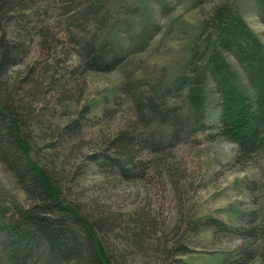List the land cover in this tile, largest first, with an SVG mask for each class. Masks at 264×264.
I'll return each instance as SVG.
<instances>
[{
    "label": "rangeland",
    "instance_id": "obj_1",
    "mask_svg": "<svg viewBox=\"0 0 264 264\" xmlns=\"http://www.w3.org/2000/svg\"><path fill=\"white\" fill-rule=\"evenodd\" d=\"M223 3L264 52V0H30L31 10L45 13L50 39L40 41L32 23L9 26V39L21 43L22 55L6 75L19 84L16 94L28 100L22 112L30 157L56 174L41 172L50 185H59L56 197L79 225L87 222L80 207L119 217L103 246L113 249L121 264H222L239 260L244 246L264 252L263 233L249 234L252 226L264 227V144L251 158H236V142L212 127L222 116L213 77L205 86L204 129L180 83L209 55L210 38L219 34L214 8ZM89 6L99 12L100 24L75 19ZM92 40L105 46L107 59L121 57L116 68L84 69L79 51ZM225 55L237 73L236 85L249 91L247 69L236 53ZM27 90L39 93L29 97ZM149 98L161 114L142 121L148 110L140 113L137 105ZM180 113L188 119L185 132L176 137L172 117ZM139 121L163 146L144 147L145 174L126 178L102 166L100 154L119 130ZM72 126L76 130L70 133ZM29 201L0 161V264H65L41 237L28 258L26 237L12 244L7 219ZM139 215L153 220V231L136 243L123 225L130 219L136 226L132 220ZM212 219L225 227L212 226ZM181 245L185 253H179ZM249 264L264 261L257 255Z\"/></svg>",
    "mask_w": 264,
    "mask_h": 264
},
{
    "label": "trees",
    "instance_id": "obj_2",
    "mask_svg": "<svg viewBox=\"0 0 264 264\" xmlns=\"http://www.w3.org/2000/svg\"><path fill=\"white\" fill-rule=\"evenodd\" d=\"M29 1L0 0V161L17 179L30 200L26 206L17 208L7 219L6 228L12 235V244L16 242L20 244L25 237L29 241L27 243L29 248L25 249L26 253L23 254L25 258L30 257L31 251L34 250V240L41 237L65 264H121L113 249L112 252L105 251L103 246L108 243L105 237L117 228L119 217L113 216L110 212L103 213L96 207L87 208L88 211H85L78 206L82 210L81 216L87 221L86 226L79 225L66 211L64 200L60 201L56 197V194L61 193L59 185L54 182L55 186H52L41 176V172L53 176L56 174L30 157L31 136L29 130L23 126L26 120L22 112V107L28 100L26 101L21 93L16 94L17 90L21 89L19 84L8 82L6 75L9 68L22 55L21 43L9 39L10 25L31 27V24L27 23H32L31 28L37 27L39 31L40 41L46 42L50 39L51 30L46 25L45 13H41L39 9L31 10ZM13 11L15 13L11 15ZM76 16L77 20L88 18L87 21L91 20L98 24L102 21L99 19V12L93 6H89L85 11L80 10ZM213 18L217 22L219 34H215V38H210L209 55L200 60V63L196 62L190 72L182 76L180 83L186 90L187 102L199 118L200 128L204 129L205 86L213 77L220 96L222 116L219 123L212 127L216 128L219 134L236 142L238 145L236 158L246 160L264 144V52L250 32L241 28L240 21L236 20V16L233 17L229 5L223 3L216 6ZM78 26L82 28V25ZM225 51L236 53L247 69L249 91L241 90L236 85L237 73L231 68ZM79 55L85 70L109 71L116 68L121 61L120 56L107 59L105 46H97L95 40L87 41L80 49ZM37 83L34 82L36 86ZM26 93L29 97H37L39 91L27 90ZM137 107L140 113L148 110V114L145 111L140 115L141 120L149 115L152 117L151 120L160 117L161 112L151 98L148 102L138 103ZM172 119L176 137L182 135L188 116L180 113ZM75 128L76 126H72L69 129L70 133L71 130L75 131ZM148 129V125L140 121L129 124L109 140L108 146L100 154L101 159L98 158L99 153L94 154L93 159H100L102 166L115 168L126 178L143 176L146 163L141 158V150L144 147L155 150V147L159 149L163 146L160 140H155L153 133ZM129 221L130 219L124 222L123 229L127 230L132 241L136 243H140L142 238L153 231L151 230L153 220L147 215H139L138 219H133L132 222L136 224L134 227L129 225ZM211 225L216 228L225 227L218 219H212ZM257 232H262L261 235L264 236V227L252 226L249 230L250 235ZM179 249V253L187 251L186 246L181 245ZM258 249L259 247L244 246L239 260L222 264H249L257 255L264 261V252L260 253Z\"/></svg>",
    "mask_w": 264,
    "mask_h": 264
}]
</instances>
